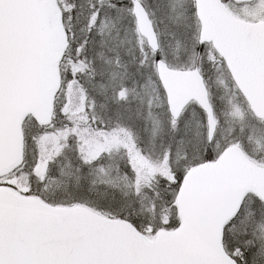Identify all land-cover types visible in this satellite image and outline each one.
I'll return each mask as SVG.
<instances>
[{
	"label": "snow or ice",
	"instance_id": "obj_1",
	"mask_svg": "<svg viewBox=\"0 0 264 264\" xmlns=\"http://www.w3.org/2000/svg\"><path fill=\"white\" fill-rule=\"evenodd\" d=\"M0 264H264V0H0Z\"/></svg>",
	"mask_w": 264,
	"mask_h": 264
}]
</instances>
